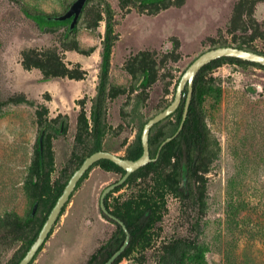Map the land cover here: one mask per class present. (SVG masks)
Instances as JSON below:
<instances>
[{"label": "rangeland", "instance_id": "rangeland-1", "mask_svg": "<svg viewBox=\"0 0 264 264\" xmlns=\"http://www.w3.org/2000/svg\"><path fill=\"white\" fill-rule=\"evenodd\" d=\"M74 1L0 0V264H18L85 158L99 150L136 159L143 126L172 102L181 75L200 54L228 43L264 53V0L146 6L89 0L71 35L68 24L40 30L23 14L61 15ZM107 8L116 39L96 131ZM30 51L57 55L81 77L45 78L37 68L25 69L22 56ZM197 84L209 143L196 173L177 166L176 140L162 146L180 126L173 114L150 132L156 166L134 172L106 196L113 213L148 218L117 264H161L164 248L175 241L199 246L202 264H264V69L222 63ZM20 98L26 101H15ZM42 132L43 170L32 184ZM122 176L94 165L30 264H90L116 234L99 201ZM12 219L22 226L12 227Z\"/></svg>", "mask_w": 264, "mask_h": 264}, {"label": "trees", "instance_id": "trees-1", "mask_svg": "<svg viewBox=\"0 0 264 264\" xmlns=\"http://www.w3.org/2000/svg\"><path fill=\"white\" fill-rule=\"evenodd\" d=\"M88 1L89 0H87V2ZM164 1L165 0H140V5L146 6L149 4H159ZM106 12H107V22H106V32H105V37H104V42H103V51H102V56H101L100 82H99V88H98V96H97V100L95 104V110L93 114V122H94L96 131L99 130V123H100V118L102 115V106L104 102L105 86L107 82L108 70H109V64H110L111 47H112V43L116 39V36L112 35V28H111V23H110L111 12L109 8L106 9ZM23 14L26 16L27 19L32 21L40 30L64 26L66 24H69L70 22V20L57 21V20L51 19L50 17L52 16H49L43 13L31 12L25 9L23 10ZM75 29L76 27L72 31H69L67 29L66 34L67 35L73 34ZM221 46H233V47H237L240 49H244V50H248V51H252V52L264 55L263 52H258L255 49H252L246 43H239V44H236V43L229 44L228 43V44H222ZM222 63L252 65V66H256L261 69H264V67H261L257 64L243 62V61L233 59V58H221V59L212 61L211 63H209L208 65H206L200 70V72L198 73V75L196 76L194 80L193 92H192L191 100L188 106L187 116L183 123L182 129L179 131L176 138L168 143V144L174 143L176 140L177 146L173 153V158L176 159L177 166H180L182 169L187 168L189 171H194L196 173L197 171V168L195 167L196 164L202 158L205 157V154H206L205 152H206V149L209 143V133L205 127V119H204V114L202 112L200 101H199L197 82H198L200 75L204 71L218 67ZM22 66L25 69H31V68L39 69L42 72V74L45 76V78L64 77V76H67L69 78L81 77V74L79 72H77L76 70L69 69L65 65V63H63L61 59L55 54H41L35 51L27 52L22 56ZM15 101L25 102L26 100L24 98H20V99H16ZM184 106H185V100L180 106V108H178L176 112L173 113V114L178 115L180 122H181ZM141 154H142V147L140 143V147H139V151L136 156V159L139 158ZM43 158H44L43 150L42 152H40L39 142H38L37 170L35 171V175L32 178V184H36V180L41 178L42 170H43ZM132 160H135V159H132ZM157 161L158 159L155 162H151L147 164L146 166H144L143 168L139 169L136 172L153 169L156 166ZM96 164L105 169L115 170V171H118L124 174V171L121 168H119L114 163L108 160L99 161ZM198 180L199 178H197L195 182L196 181L198 182ZM182 189L183 187L181 186L179 188V191L181 193H182ZM62 190L58 193L57 198L60 196ZM56 200L53 202L52 207L54 206ZM200 207H202V209L204 208L203 202H201ZM30 214L27 218V222L31 221V219L34 217V216L31 217ZM113 214L116 217H118L126 225V228L128 229L130 233L129 246L120 255V257L115 261L114 264H117L124 257V255L128 251L131 244L134 242V240L142 234V232L145 229L146 221L148 220V218L144 216L145 212L141 213L142 215L140 217L134 219L135 221L128 220L127 217H123L122 214H116V213H113ZM10 224L12 225V227H15V228H20L22 226V224L18 222L16 219H12ZM115 225L117 228L116 234L109 241L106 247L100 249L97 253L91 256L89 260L90 264H104L109 259V257L116 250H118L119 247L123 244L124 239H125V233L118 224H115ZM36 237L33 239L31 244L34 242ZM203 260H204V253L201 250V248L197 246L194 242H181V241L172 242L164 248V251L162 252L160 256L161 264H202Z\"/></svg>", "mask_w": 264, "mask_h": 264}, {"label": "water", "instance_id": "water-1", "mask_svg": "<svg viewBox=\"0 0 264 264\" xmlns=\"http://www.w3.org/2000/svg\"><path fill=\"white\" fill-rule=\"evenodd\" d=\"M87 3V0H75L69 8L61 15L52 16L51 19L57 21H66L70 20L68 24V30L72 31L79 21V18L82 14V11ZM221 58H233L243 62H248L252 64H257L261 67H264V55L255 53L252 51L240 49L237 47L232 46H222L217 47L214 49H210L205 51L204 53L200 54L197 58H195L190 65L186 68V70L181 75L176 88L172 102L160 113L156 116L151 118L146 122L143 126L142 133H141V147H142V154L139 158L132 160L122 158L115 154H111L105 151H97L93 154L89 155L87 158L83 160L81 165L74 171L72 176L69 178L67 184L63 188L60 196L57 198L54 206L50 210L44 224L42 225L36 239L29 247L26 254L23 258L19 261L18 264H30L36 254L39 252L47 238L49 237L52 229L54 228L57 219L59 218L62 210L64 209L65 205L69 201L71 195L73 194L74 190L76 189L78 183L81 179L85 176V174L99 161L108 160L114 163L116 166L121 168L124 171L123 176L118 180L116 183L108 186L105 188L100 196L99 207L102 212V215L109 218L110 220L114 221L118 224L125 233V239L123 244L116 250L109 259L104 264H114L115 261L120 257V255L128 248L130 243V233L126 228V225L116 216L110 214L105 205V198L108 193H110L115 188L121 186L126 182V180L132 175L134 172L138 171L139 169L143 168L147 164L151 162H155L156 158H150V148H149V137L151 129L162 122L163 120L167 119L173 113L176 112L178 107L181 104L182 98L184 96V90H186L185 94V106L182 113L181 123L177 130V132L170 138H167L162 146L172 141L182 129L183 123L187 116L188 106L191 100L192 92H193V84L196 76L200 72V70L211 63L214 60L221 59ZM43 132L39 136V149L40 152L43 150ZM161 146V147H162ZM37 203H35L32 207L30 216L33 217L36 210H37Z\"/></svg>", "mask_w": 264, "mask_h": 264}, {"label": "flooded vegetation", "instance_id": "flooded-vegetation-1", "mask_svg": "<svg viewBox=\"0 0 264 264\" xmlns=\"http://www.w3.org/2000/svg\"><path fill=\"white\" fill-rule=\"evenodd\" d=\"M179 108V107H178ZM150 138V137H149ZM158 154V153H157ZM157 154H156V156H157ZM158 156H159V154H158ZM156 158V157H155ZM158 159V157L156 158V160ZM105 205H106V198H105ZM107 208V210H108V212L110 213V214H112V215H114L113 214V212L108 208V206L106 207ZM102 213V212H101ZM115 216V215H114ZM104 217V216H103ZM107 220H110L109 218H107V217H105ZM111 222H113L114 224H116L114 221H112V220H110Z\"/></svg>", "mask_w": 264, "mask_h": 264}]
</instances>
